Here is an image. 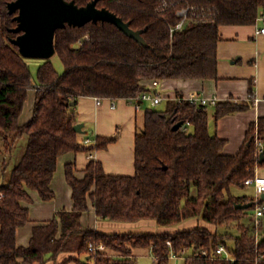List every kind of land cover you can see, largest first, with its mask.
<instances>
[{
	"label": "trees",
	"instance_id": "1",
	"mask_svg": "<svg viewBox=\"0 0 264 264\" xmlns=\"http://www.w3.org/2000/svg\"><path fill=\"white\" fill-rule=\"evenodd\" d=\"M15 1L0 0V142L8 153L25 135L27 144L8 182L0 185V264H44L62 252L85 255L87 260L78 259V264H132L134 248L151 249L159 264H168L172 251L183 256L189 250L185 264H264V236L257 237L254 223L242 221L254 213V197L232 191L233 185L244 187L257 166H264L255 154V124L240 150L226 154V140L210 131V106L183 96L166 110L145 109L143 130L135 141L133 175L106 173L101 161L91 159L80 178L75 162L66 163L73 208L36 225L28 246L17 244L18 228L29 221L24 202L33 201L30 191L45 200L55 197L51 182L59 157L104 149L117 140V134L98 135L85 142L92 138L89 132L75 130L80 97L134 101L149 89V80L218 78L221 25L256 23L264 14V0H182L166 9L160 8L164 0H98L97 7L118 16L131 32L104 20L66 23L54 38L65 71L59 73L52 60L44 58L36 78L15 43L23 33L17 30L20 9L12 8ZM66 1L85 7L93 0ZM185 6L195 7L193 14L183 28L172 31L181 19L177 10ZM31 88H36L33 115L22 124ZM250 96H255L254 85ZM246 106L220 101L214 116L219 119ZM181 121L192 129L175 128ZM260 132L263 136V119ZM250 201V207L237 206ZM91 206L101 220L152 219L170 228L198 219L214 225L215 231L203 225L161 232L84 229L81 218ZM233 226L237 235L228 231ZM91 243H102L106 249L94 253ZM221 245L231 259L217 253Z\"/></svg>",
	"mask_w": 264,
	"mask_h": 264
},
{
	"label": "crops",
	"instance_id": "2",
	"mask_svg": "<svg viewBox=\"0 0 264 264\" xmlns=\"http://www.w3.org/2000/svg\"><path fill=\"white\" fill-rule=\"evenodd\" d=\"M262 26L260 21L254 24H223L220 27L221 40L218 43V78H168L147 81L149 89L163 97L157 105L165 104L161 110L170 108L171 103L183 96L185 99L217 97L220 101H233L244 103L246 108L223 115L219 119L214 116L216 105H209V128L212 134L226 140L223 152L237 153L246 140L251 125L264 120V34L257 33ZM254 85L255 96L252 99L250 89ZM36 88H31L29 98L25 104L20 122L26 123L33 115ZM140 102L125 98L112 99L96 96H82L79 98L77 109L79 122L90 123L87 130L94 139L96 136H113L117 140L110 143L107 148L96 149L91 152H67L58 159L57 169L51 182L55 197L50 200L43 199L36 190H31L33 201L24 202L29 206V221L17 230V244L28 246L36 225L46 224L52 220L60 210H71L74 202L72 188L67 181L65 165L75 162L76 175L84 176V169L91 159L102 162L106 173L133 175L135 173V141L138 132L143 130L140 115L148 106L156 107L150 102ZM115 103V106H113ZM160 109V108H158ZM188 126H191L188 124ZM83 127V128H84ZM264 136V133H263ZM1 143V142H0ZM261 168V167H260ZM259 168V169H260ZM261 170V169H260ZM264 175L263 173H261ZM264 199V198H263ZM84 229H95L103 232H129V231H166L180 230L203 225L215 231L212 224L203 220L189 219L177 227H159L155 220H140L138 222H121L101 220L97 217L95 209L91 206L81 218ZM1 227V225H0ZM151 252L149 248H134L133 255L141 256ZM78 259L86 261L85 255L76 252H62L55 259L48 258L44 264H78ZM80 261V260H79ZM37 264V263H33Z\"/></svg>",
	"mask_w": 264,
	"mask_h": 264
},
{
	"label": "water",
	"instance_id": "3",
	"mask_svg": "<svg viewBox=\"0 0 264 264\" xmlns=\"http://www.w3.org/2000/svg\"><path fill=\"white\" fill-rule=\"evenodd\" d=\"M97 1L93 0L85 7H78L66 0H16L12 8L20 9L17 30H23V33L15 43L26 57L51 58L56 52L55 31L66 23L83 24L92 20H104L116 24L127 33L131 32V29L118 16L97 7ZM182 124L183 121L178 122L175 128H179ZM83 127L84 123L79 122L75 125V130L83 132ZM259 161H264V150L260 154ZM262 197L264 198V193ZM252 205V201L237 204L241 208Z\"/></svg>",
	"mask_w": 264,
	"mask_h": 264
},
{
	"label": "built area",
	"instance_id": "4",
	"mask_svg": "<svg viewBox=\"0 0 264 264\" xmlns=\"http://www.w3.org/2000/svg\"><path fill=\"white\" fill-rule=\"evenodd\" d=\"M179 1H182V0H164L161 3L160 8L166 9L169 5L177 3ZM194 9L195 7L193 6H185V7L179 8L177 10V15L180 16L181 19L175 27H172V31H174L175 29L183 28V26L185 25V23L188 21L190 17L189 13L192 12L191 14H193ZM258 21L262 23V26L258 28L257 33L264 34V14L258 18ZM85 38H89V36L87 35ZM153 84H154L153 86H156L158 84V80H153ZM162 100H163V97L159 95L158 93H156L153 89L143 90L142 92L139 93L136 99H134L137 106H140V102H143V101H149L152 105H157ZM191 101L201 104V105H214V106L217 105L219 102L216 96L212 98H207V97H202L199 99L192 98ZM113 106H115V103H113ZM188 124L189 122L182 124V128L184 131L188 129ZM254 132H255V144H256L255 154L257 158L260 160V154L264 150V140L260 132V126L258 122L256 123ZM92 141H93L92 138H87L85 140V142L87 143L92 142ZM259 168L260 167L257 166L256 173L253 177L247 178L245 180V186H254L256 190V194L254 196L255 208H254V213H253V223L255 225L256 234L258 238L260 236V228L262 226V218L264 216V202H263L264 199L262 197V194L264 193V175H262L259 172ZM169 244L171 243L169 242ZM105 249L106 247L102 243L98 245L91 243L89 245V250L93 251L94 253L103 251ZM217 253L223 255L227 259L232 258L227 248L224 245H221L217 248ZM177 256L178 255L175 254L173 251L170 254V258H175Z\"/></svg>",
	"mask_w": 264,
	"mask_h": 264
},
{
	"label": "rangeland",
	"instance_id": "5",
	"mask_svg": "<svg viewBox=\"0 0 264 264\" xmlns=\"http://www.w3.org/2000/svg\"><path fill=\"white\" fill-rule=\"evenodd\" d=\"M26 59L31 66L34 77L36 78L39 65L43 62L44 58L26 57ZM50 59L54 63V65H55V67L59 73H63L65 71L64 63L57 53H55L53 56H51ZM147 104L150 105L149 102H147ZM164 106H165V104H161V105H157L156 108L161 109ZM143 121H144V118H143V114H142V115H140V123L143 124ZM90 128H91L90 123H86L84 130L87 131ZM190 129H192L191 126H190ZM26 144H27V136L25 135V136L18 139L13 151L11 153H8L5 151L3 145H1V143H0V185L8 182L9 177H10V172L12 171V169L17 164V161L19 160ZM260 169H259V172L264 174V166H261ZM232 191L234 194H238V195L246 194L250 197H254L256 194V190H255L254 186L240 187L237 185H233ZM242 221L246 224H250L251 226H253V214L248 215ZM224 230L225 229H221V231H224ZM228 231L235 234V235L238 234V230L235 226L229 228ZM260 234H261V237L264 236V216L262 218V226L260 228ZM233 242L234 241L232 239L228 240V244L231 246L233 245ZM191 252L192 251L189 250L186 253H184L183 256H177L175 258H170L168 264H185V256L191 254ZM132 264H159V263L157 262L153 253L149 252L148 254L136 256V259Z\"/></svg>",
	"mask_w": 264,
	"mask_h": 264
}]
</instances>
